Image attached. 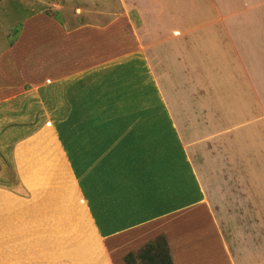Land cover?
Wrapping results in <instances>:
<instances>
[{
  "label": "crops",
  "instance_id": "1",
  "mask_svg": "<svg viewBox=\"0 0 264 264\" xmlns=\"http://www.w3.org/2000/svg\"><path fill=\"white\" fill-rule=\"evenodd\" d=\"M228 1L121 0L123 15L105 27H62L47 15L29 16L26 38L41 35L42 42L24 47L21 34L7 53L26 54L9 55L0 64L4 73L9 66L16 71L12 91L0 103V123L3 114L9 128L26 131L9 132L10 141H3L0 158L12 171L0 175L9 181V191L1 185L0 191L32 199L33 186L19 164L26 167L28 148L50 124L57 142L51 159L58 153L56 161L68 168L92 231L83 238L99 243L104 264H114V258L142 264L139 252L157 239L165 240L171 264H207L200 252L209 251L208 244H216L209 251L212 264L235 261L220 229L236 209L228 197L234 195L231 186L264 164V118L259 124L257 112L264 101V44L258 61L242 56L222 33L215 32L212 44L203 33L199 40L208 46L202 47L191 32ZM240 3L264 16V0ZM211 69L222 80L215 81ZM217 82L236 83L256 100L253 108L236 113L206 107L200 95ZM47 84L53 91L38 95ZM50 97L58 100L56 110ZM51 112L65 116L56 131L52 120H38Z\"/></svg>",
  "mask_w": 264,
  "mask_h": 264
},
{
  "label": "rangeland",
  "instance_id": "2",
  "mask_svg": "<svg viewBox=\"0 0 264 264\" xmlns=\"http://www.w3.org/2000/svg\"><path fill=\"white\" fill-rule=\"evenodd\" d=\"M37 1L40 2V5ZM37 1L0 0V64H5L9 55L13 54L16 58L19 56L23 58L26 54L23 51L19 53L18 50L15 53H7V51L21 34V39L26 38L28 33L26 30L27 23L31 15H47L60 23L61 26L63 25L62 27L78 26L79 24L86 26L84 25L86 23L94 27H105L117 16L123 15L124 11L121 0ZM248 1L251 0H245L246 4ZM243 4H238V0H229L228 3H225V7L220 5V7L217 6V9L215 7L211 13L212 17L209 18V15H207L199 21L200 24L191 32H197L198 37L195 38L202 47L208 45L199 40V37H203V33H207L208 38H211L207 43L212 44V40L216 38L214 36L216 32L218 34L222 33L227 42L235 41L236 47L242 50V56H245V53L252 55V57L263 55L259 44L262 42L264 44V30H261L264 29V27L261 28L264 16L256 15L255 11L253 13L249 5H247V8L240 6ZM128 5L125 6L129 8L131 5ZM130 9L132 8L130 7ZM232 9L236 15L234 13L224 15V13H229L227 10L232 11ZM135 11L136 9L133 12ZM236 37L237 39H235ZM42 39L43 36L41 35L34 34L33 38L28 36L25 43L23 41L24 47L27 44L29 46L33 43H40ZM71 56H74V54L71 53ZM19 60L21 59H16L15 62H19ZM7 69L4 73L5 71L0 67L1 104L6 102L4 100L8 91H12L10 86H13L12 82L16 81L13 77L16 73L14 68L9 66ZM260 69H264V64ZM210 72L215 81L222 80L218 77L215 69H211ZM260 82L261 80L258 79L257 83L260 84ZM217 83L209 84L208 93L204 91L205 93L200 95L203 99L201 101H205L206 107L236 113L240 111L248 112L249 108H253L249 105L253 106L256 100L248 99L249 94L243 92L236 83L234 85L233 82ZM45 86L43 87L45 92H38V95L47 97L48 92L53 91L51 84ZM217 92L218 96H215ZM233 94L234 96H232ZM47 102L54 105L53 110L58 107V100L52 97ZM258 103V123L262 124L264 101H258ZM241 104L245 107H242ZM194 105V108H200L197 102ZM54 112L46 113L47 116H43V114V117L38 120L40 122L52 120L56 131L59 120H61L60 123H63L65 116L53 115ZM12 116L9 114L11 119ZM67 118L73 122L72 116ZM1 119L0 152H3V141L6 138L7 141H10L7 137L9 132L11 134L20 132L19 135H21L26 131H16L11 127L9 128L7 125L9 124L8 118L3 114ZM64 122L67 123L68 121ZM260 134L264 135L263 128L260 130ZM56 145L55 134L51 125L48 124L46 129L41 131L40 138L37 141L34 140L31 150L29 148L27 150L29 163L26 167L19 164L23 175L33 186L32 199L23 200L29 198V195H25V193L22 196L19 192L17 196L22 198L19 199L8 192L0 191V264H104L105 262L104 258L101 257L102 251L96 249L99 247V243L91 238H83L85 234L90 235L92 231L88 230L90 229L89 222L81 210L79 194L76 193L77 189L70 178L68 168H66L63 161H56L58 153L51 159V154L54 149L56 150ZM29 151H31L30 156ZM33 152L35 153L32 154ZM48 159L51 160L47 161ZM0 161H3V163L0 162V175L12 171L10 164H7L5 159L0 158ZM261 163H264V157ZM232 165H228L230 172L232 171ZM41 170H46L48 177L44 172L42 176ZM258 171L264 173V164L258 168ZM243 173H245V165H243ZM259 173H257L258 175L254 173L249 178L248 176L244 178V174H242L241 181H237L238 186H231L234 195H228V197L235 199L236 209L222 223L220 231L224 234L226 241L230 243L235 261L231 257L230 262L229 259H226V264H251L249 261L254 256L258 258L253 261L255 264L262 263L261 257H264V174ZM33 177L35 180L32 181ZM8 182L7 179L0 182L2 190L7 189L5 186L8 185ZM58 184H64L65 186L64 188H58ZM208 245L209 248L203 242L204 247L214 252L216 244L213 245L214 248L210 244ZM209 251L204 248L200 252L203 263L212 264V253ZM112 261L114 264H122L115 258Z\"/></svg>",
  "mask_w": 264,
  "mask_h": 264
},
{
  "label": "trees",
  "instance_id": "3",
  "mask_svg": "<svg viewBox=\"0 0 264 264\" xmlns=\"http://www.w3.org/2000/svg\"><path fill=\"white\" fill-rule=\"evenodd\" d=\"M37 0H32L36 2ZM40 5V2L37 1ZM4 179H0V182H3ZM8 184V183H7ZM167 244L164 239H157L155 243H151L145 246V249H142L138 257L142 261V264H171L167 256ZM128 263L132 264V259L129 261L125 258Z\"/></svg>",
  "mask_w": 264,
  "mask_h": 264
}]
</instances>
